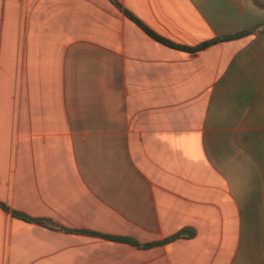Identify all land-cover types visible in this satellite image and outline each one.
<instances>
[{
	"label": "crops",
	"instance_id": "1",
	"mask_svg": "<svg viewBox=\"0 0 264 264\" xmlns=\"http://www.w3.org/2000/svg\"><path fill=\"white\" fill-rule=\"evenodd\" d=\"M117 1L0 0V264H264V0Z\"/></svg>",
	"mask_w": 264,
	"mask_h": 264
},
{
	"label": "trees",
	"instance_id": "2",
	"mask_svg": "<svg viewBox=\"0 0 264 264\" xmlns=\"http://www.w3.org/2000/svg\"><path fill=\"white\" fill-rule=\"evenodd\" d=\"M111 1L114 4H116L124 12L126 17H128L129 19L134 21L138 26H140L142 29H144L146 31V33H148V35H150L152 38L156 39L157 41H159L161 43H164L165 45H168V46H171V47H176V48L179 47L178 45H174L173 43H171V42H169V41H167L165 39H162L159 36H157L154 32H152L149 28H147L146 25L142 21L137 19L130 12L124 10V8L120 5V3L117 0H111ZM263 30H264V26H260L258 28H255L253 30L241 33V34L236 35V36L227 37V38H224V39H221V40H218V41L208 42V43L204 44L202 47L205 48V47L211 46V45H213V44H215L217 42L227 41V40H230V39L240 38V37L248 36L250 34L259 33V32H261ZM0 207L5 208L4 204H2L1 202H0ZM10 212L12 213V215L15 218H17L19 220H23V221H26V222H29V223H37V224H40V225L45 226V227L61 228V226H59L58 224H56V223H54V222H52L51 220H48V219L34 218V217L28 216V215H26V214H24L22 212L16 211V210H10ZM88 233L93 234V235H99L97 233H92V232H88ZM194 235H195L194 232L189 231V230H184V231L179 232L175 236H173L171 238H168L167 240L163 241L162 244L163 243H169V242L174 241L176 239L192 238V237H194ZM106 237L110 238V239L126 241L125 239H119V238H116V237H111V236H106ZM155 245H160V244L158 243V244H155ZM152 246H154V245H146V246H144V248H148V247H152Z\"/></svg>",
	"mask_w": 264,
	"mask_h": 264
}]
</instances>
